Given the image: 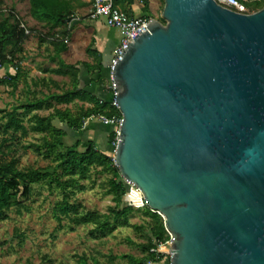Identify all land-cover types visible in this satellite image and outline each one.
<instances>
[{"label": "water", "instance_id": "water-1", "mask_svg": "<svg viewBox=\"0 0 264 264\" xmlns=\"http://www.w3.org/2000/svg\"><path fill=\"white\" fill-rule=\"evenodd\" d=\"M112 70L113 162L171 236L170 264H264V8L164 0Z\"/></svg>", "mask_w": 264, "mask_h": 264}, {"label": "trees", "instance_id": "trees-1", "mask_svg": "<svg viewBox=\"0 0 264 264\" xmlns=\"http://www.w3.org/2000/svg\"><path fill=\"white\" fill-rule=\"evenodd\" d=\"M85 6L82 0H29V12L32 18L38 19L49 27L47 37L52 48L57 65L55 69L48 71L49 76H58L68 79L69 86L61 87L54 82L55 91L40 93L39 96L30 94L32 99L27 98L24 102L13 107L9 112L0 110V152L9 148V144L17 141V136L26 137L28 134L38 135L35 143H28L23 146L25 151L49 161L52 166L46 168L19 169L16 160L0 162V223L7 219L10 210L21 211L25 209V203L33 192L34 186H47L50 189L57 188L61 192V200L54 207L55 218L60 222L61 217L67 218L75 226L93 225L95 232L104 236L106 232L114 231L108 223L109 216H102L97 213L78 214L77 209L70 205L69 189L73 188L78 180H88L92 173L106 176L105 186L107 193L113 196L116 205L109 208L113 224L121 221L124 225L128 223V215L134 208L122 205V199L127 194V186L120 177L113 158L97 149L91 142L76 141L67 146L64 143L66 133L54 125V121L65 125L68 129L79 131L84 122L92 116L101 114L108 118H122L120 112L112 106L109 101H101L95 96L79 89V67H84L89 76L101 74L108 69L101 63L100 55L92 49L93 42L86 49V53L92 57L93 64L66 65L59 59L60 54L68 49L64 39L69 36L66 30L67 21L74 16L78 8ZM264 7L263 3L252 6V9L259 10ZM163 23V21L161 20ZM21 20L17 17L13 8L0 11V66L13 67L14 76L0 77V85L10 87L14 92L18 83L24 79L25 74L21 71L19 57L24 53V43L27 40L25 31L20 27ZM74 25V24H73ZM45 79H38L32 82V86H46ZM29 89V86H26ZM75 101L87 103L90 107L72 114L67 108ZM63 106H66L63 108ZM47 112V115L40 113ZM116 132H110L108 145L116 143ZM10 149V148H9ZM81 149V150H80ZM63 177L67 179L62 181ZM143 199L140 207L143 205ZM141 213L149 219L147 225L150 237L147 242L139 246L141 258L131 255L121 256L125 264H145L149 259V250L156 242L167 243L171 240L170 234L165 228L164 219L161 215L151 211L147 206L141 208ZM115 227V226H114ZM142 227L134 226V230L141 231ZM72 231V229H71ZM114 259H111L112 262ZM76 264H88L85 257H78ZM92 264H98L93 261Z\"/></svg>", "mask_w": 264, "mask_h": 264}, {"label": "rangeland", "instance_id": "rangeland-1", "mask_svg": "<svg viewBox=\"0 0 264 264\" xmlns=\"http://www.w3.org/2000/svg\"><path fill=\"white\" fill-rule=\"evenodd\" d=\"M18 1L25 9L26 0ZM11 2L13 3L15 0H0V8L10 10ZM259 10H255V12ZM15 13L19 17V13ZM78 17L81 18V16ZM158 21L161 22V20ZM27 30L31 32V35L26 41L25 55L20 56L17 62L20 63L21 71L24 72L28 80L42 78L46 80V86L34 87L31 85L32 83L28 84V80H26L27 84L21 80L13 92L10 87L0 85V110L5 113L30 98L32 92L39 96V92L55 91V86L50 82L64 88L69 86L68 79L49 76L42 71L53 67V64L48 60L47 53L44 52L45 48L50 49L47 32L31 29V27H27ZM70 32L71 35L72 31L70 30ZM90 38V33L81 37V41L77 45L79 55H84L83 49ZM14 71L13 67L4 66L3 69H0V77L4 78L7 73L14 74ZM106 78L109 86L108 74ZM26 86L30 88L27 89ZM40 114L45 116L48 113ZM54 124L58 126L57 121H54ZM107 128L110 129V132L118 130L117 127ZM38 138L39 136L35 134H28L26 137L17 136V141L8 145L10 149L4 148L2 153L0 152V162L14 159L19 169L52 166L49 161L23 149V146L35 143ZM64 143L69 146L73 142L65 139ZM116 144L117 137L116 143L110 148L108 147L107 154L112 158H114ZM66 179L63 177L62 181ZM105 182L106 176L94 173L88 180H78V183L69 189L73 192L70 195L69 203L77 209L79 215L91 212L109 216L108 223L110 227L114 228V231L106 232L102 236L95 232L96 228L93 225L75 226L64 217H61L58 222L55 218L54 207L61 200V192L54 187L50 189L47 186H34L31 198L25 203L26 208L21 211L10 210L7 219L0 223V264H76L78 257H85L88 264H92L93 261L98 264H125L120 259L121 256L131 255L141 258L139 246L147 242L146 237H150L147 228L149 219L139 211L146 206L143 200V205L140 207L142 195L132 184L124 181L127 186V194L122 199V205H128L134 210L128 215L127 224L124 225L121 221L113 224L109 208L114 207L116 202L113 200V196L107 193ZM134 226L142 227L141 231L134 230ZM111 259L114 260L110 262Z\"/></svg>", "mask_w": 264, "mask_h": 264}, {"label": "crops", "instance_id": "crops-1", "mask_svg": "<svg viewBox=\"0 0 264 264\" xmlns=\"http://www.w3.org/2000/svg\"><path fill=\"white\" fill-rule=\"evenodd\" d=\"M82 1L85 3V6L76 9V11L74 12L75 16H81V18L78 17L79 21L74 23V25L72 26V34L70 35L71 32L69 33V36L67 37L68 42H66L68 49L66 50V52L60 54L59 59L66 65L87 64L91 66L93 64V59L86 53V49L93 42L92 49L100 55L102 59L101 63L105 68L108 69L110 61L113 58L115 50L119 46L123 34L117 30L107 28L104 25L103 20H90L88 18V15L91 11V7L84 0ZM26 4V8L23 9L20 1L15 0V2H11V7L15 12L19 13V17H17L21 20V24L25 26L26 30L27 27H31V29L35 28L44 32H48L49 27H47L42 22L40 23L38 19L31 17L29 12V0H26ZM114 5L117 9L124 12L130 17H146L154 20H161L164 0H114ZM2 10L7 11L5 9H1L0 11ZM88 33H90L91 36L90 41L85 44V47L83 49L84 55H79V49L77 45L81 41V37L83 35L87 36ZM26 41L23 46L24 49ZM44 52L47 53L49 62L53 64V67L51 69L46 68L42 70L44 74L48 75V71L56 68L57 59H55L51 47L49 50L45 48ZM23 55L25 54L23 53ZM79 70L78 88L80 90L83 89L86 93L95 96L101 101H109L111 95L108 90V82L106 78L107 73L103 72L101 74L89 76L88 71L84 67L80 66ZM6 75L10 77L14 76V74L8 73ZM24 77L25 80H28L26 76ZM33 81H36V79L28 80V84H31ZM65 107L66 106H63V108ZM89 107L90 105L87 103L75 101L73 105H69L67 108L71 111L72 114H76L80 110H86ZM56 127L63 130L67 134L65 139H68L73 143L79 140L81 142L91 141L96 145L98 150L106 154L109 151L108 147L110 148V146H108V136L110 133V129L101 125L96 120L87 119L84 122L82 129H80L79 131L68 129L65 125L60 123H58V126Z\"/></svg>", "mask_w": 264, "mask_h": 264}, {"label": "built area", "instance_id": "built-area-1", "mask_svg": "<svg viewBox=\"0 0 264 264\" xmlns=\"http://www.w3.org/2000/svg\"><path fill=\"white\" fill-rule=\"evenodd\" d=\"M91 7V11L88 15L90 20H103L104 25L107 28L117 30L123 34L119 46L114 52L113 58L110 61L108 67L109 75V92L111 95V103L114 108L117 109L115 104V86L112 79V70L119 59L124 48L127 46L132 37L138 34L140 31L146 28V26L151 23L153 19L144 17H130L124 12L117 9L114 5V0H84ZM217 5L230 10L237 14L250 15L255 12L252 6L258 3H263L264 0H214ZM7 12V11H5ZM257 12V11H256ZM79 18L77 16H72L66 23V30L70 32L74 23L78 22ZM20 27L25 31V36L29 37L31 32L26 30L23 24ZM67 42V37L64 39ZM0 69H3L0 66ZM118 110V109H117ZM89 119L96 120L98 123L105 127L118 128L121 125L122 118L111 117L108 118L105 115H95ZM118 135V131L116 132ZM171 240L167 243L156 242L155 246L149 250V259L145 261V264H170V244Z\"/></svg>", "mask_w": 264, "mask_h": 264}, {"label": "bare ground", "instance_id": "bare-ground-1", "mask_svg": "<svg viewBox=\"0 0 264 264\" xmlns=\"http://www.w3.org/2000/svg\"><path fill=\"white\" fill-rule=\"evenodd\" d=\"M127 182V181H126ZM128 184H132L133 185V183H130V182H127ZM134 186V185H133ZM135 187V186H134ZM136 188V187H135ZM137 189V188H136ZM138 190V189H137ZM139 192H140V194L142 195V199H143V194L141 193V191L140 190H138ZM144 200V199H143Z\"/></svg>", "mask_w": 264, "mask_h": 264}]
</instances>
